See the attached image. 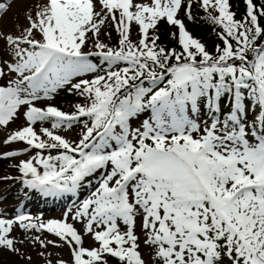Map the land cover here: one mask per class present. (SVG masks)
Segmentation results:
<instances>
[{"label":"snow or ice","instance_id":"1","mask_svg":"<svg viewBox=\"0 0 264 264\" xmlns=\"http://www.w3.org/2000/svg\"><path fill=\"white\" fill-rule=\"evenodd\" d=\"M197 2L220 29L214 52L179 17L195 20L193 0H45L19 35L0 33V129L24 121L0 160L32 153L0 178L24 198L11 217L0 210V250L66 245L56 264H264V2L243 0L240 19L230 0ZM162 22L179 50L158 42ZM62 90L82 98L71 112L50 103ZM93 179L61 218L25 210L29 196L76 198Z\"/></svg>","mask_w":264,"mask_h":264},{"label":"rangeland","instance_id":"2","mask_svg":"<svg viewBox=\"0 0 264 264\" xmlns=\"http://www.w3.org/2000/svg\"><path fill=\"white\" fill-rule=\"evenodd\" d=\"M137 2H140V0H137ZM235 2V0H230L232 10L237 13V3ZM0 3L6 4L5 10L0 12V33H3L5 35L12 34L15 36L19 35L23 29L28 27V15L31 14L34 16L35 11L37 10V6L45 3V0H0ZM193 5L195 9H198L199 11L203 10L199 6L197 0H193ZM179 17L183 20L181 11L179 13ZM236 18L240 19L238 15H236ZM172 33H178V29L176 27L168 26L166 23H160L158 31L160 40L158 42L161 45H166L168 48L175 47L177 48V50H179L177 39L173 38V36L171 35ZM131 34L132 39L134 41L139 39L137 26L133 25ZM102 39H105V42H109L103 36ZM116 39V33L113 31L112 40L109 43L115 45ZM89 46H91V43ZM3 48L4 41L0 40V50H2ZM85 50H87V48ZM4 55L5 59L10 58L7 56V54ZM5 71H7V69H5ZM7 79L8 77L6 76L3 80H0V84L5 83ZM76 102H82V98L68 94L66 91L63 90L60 91L59 94L56 95L52 101H50V103H52L53 105L67 112H71L73 110L72 105ZM144 118H146V114L144 116H141L139 119H132L130 121L131 127H138L140 125L141 120ZM23 124L24 121L21 119L17 120L15 123L10 124L6 129H0V152L7 150L2 145V140L6 137V134L9 133L11 130L22 126ZM45 126L48 125L46 124ZM37 129H39V125H37ZM78 131V128H74L71 131H61L60 134L74 138ZM9 147L12 149H20L25 147V145L22 143H14ZM31 154L32 153L21 154L13 159L0 160V178L6 176L15 177L19 175L13 165L17 164L20 159H27L28 156ZM95 186V179H93L92 184L85 186L80 191L78 197L73 198L69 196L66 201L59 203L53 202L50 205L48 201H44L43 204L40 205L41 203L39 200L33 202L32 197L29 196L26 200H24L25 210L33 215H39L42 213L43 218L45 220L50 218H61L63 213L67 210L69 206L78 204L79 201L86 198L89 195V192L93 190ZM22 199H24L23 192L19 182L13 179H0V210H3L8 214L9 217H11L15 213V208L20 207V201ZM137 225V233L139 234V220L137 221ZM75 226L78 228V230H82V225H80L79 223H77ZM43 235L46 236L48 239L57 240L56 237L47 233H44ZM13 236L17 237L18 239L23 238L24 233L21 230H16L13 232ZM84 246L94 247L97 245L93 242L90 237L85 236ZM17 247L20 248L23 257L21 255L12 254L6 250H0V264H47L49 260L52 261V264H56V261L58 259H63L65 261L70 260L69 249L66 245H62L60 247L49 245L47 249H42L39 244H35L33 246L31 242L26 241L24 244L17 243ZM140 250L144 253V259L148 260V249H145L143 246H141ZM41 252H43L44 255H40ZM27 256L31 257L30 261L24 258ZM108 260L109 264H119L117 258L109 257ZM225 264H227V261L225 262Z\"/></svg>","mask_w":264,"mask_h":264},{"label":"trees","instance_id":"3","mask_svg":"<svg viewBox=\"0 0 264 264\" xmlns=\"http://www.w3.org/2000/svg\"><path fill=\"white\" fill-rule=\"evenodd\" d=\"M237 3V13L236 15L240 16L239 14L244 12V4L243 0H235ZM260 2H264V0H260ZM192 5L191 12L192 15L195 17L194 21H189L186 19L185 12L183 11V18L184 22L186 24V27L191 32L192 35L199 38L202 43H204L207 47V49L210 52H214L213 50L214 46L217 43H220V39L217 35V32L220 31V29L214 25H212L210 22H208L205 18V13L203 10L195 9ZM264 23V20L261 21ZM215 29V30H214Z\"/></svg>","mask_w":264,"mask_h":264}]
</instances>
